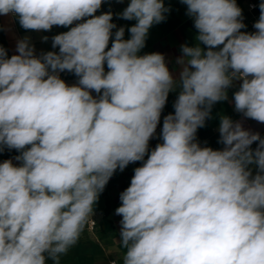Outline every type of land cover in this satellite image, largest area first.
Here are the masks:
<instances>
[{
	"label": "clouds",
	"instance_id": "obj_1",
	"mask_svg": "<svg viewBox=\"0 0 264 264\" xmlns=\"http://www.w3.org/2000/svg\"><path fill=\"white\" fill-rule=\"evenodd\" d=\"M105 2L0 0L26 31L71 26L51 38L58 51L37 54L27 36L10 57L0 46V151L19 152L0 162V264H60L114 173L137 161L115 209L123 264H264V136L220 115L222 148L197 138L230 89L234 111L264 124V2L247 32L236 0H180L196 35L175 72L141 54L164 0L97 14ZM114 15L136 21L128 39Z\"/></svg>",
	"mask_w": 264,
	"mask_h": 264
},
{
	"label": "crops",
	"instance_id": "obj_2",
	"mask_svg": "<svg viewBox=\"0 0 264 264\" xmlns=\"http://www.w3.org/2000/svg\"><path fill=\"white\" fill-rule=\"evenodd\" d=\"M257 1L259 0H236L237 5L242 9L243 17L248 19L246 22L243 21L246 28L241 31L254 32L251 30L248 22L254 18L259 19L260 10L251 13L248 6L250 3ZM128 2L129 0H123V2L106 0L97 14L109 10L114 14L120 13L127 6ZM164 3L166 7L171 8V11L166 14L167 19L165 21L153 25L150 28L146 45L141 50V54L151 52L164 54L170 70L175 72V60L180 55L179 48L182 44L188 43L192 45L195 42L196 30L192 19L186 15V5L182 4L180 0H164ZM113 22L117 27H125V39H128L130 36L127 28L136 23L135 20L128 21L120 19L116 15L113 16ZM70 27L53 26L52 30L48 32L26 31L20 26L18 19L11 15L0 16V46L8 50L10 57L13 54H17L15 52L17 40L27 36L31 38L32 44L35 45L37 54L41 51H58V49H52L51 38L56 34L68 31ZM43 36L49 37L47 42L42 41ZM60 76L69 85L77 83L78 78L73 73L65 71L60 73ZM234 90H229V100L218 102L214 105L212 118L207 120L205 127L198 129L197 138L202 145L210 146L213 149L222 148V145L217 142L219 139L217 129L220 115H227L233 120H240L246 129L259 132L261 136H264V124L246 119L242 114L234 111V103L231 98L232 91ZM176 97L177 92H171L169 94L167 104L161 115V123L157 127L156 137L149 142L150 150L157 143L161 142L158 137L162 128L163 117L174 112L173 103ZM252 147L255 148L256 145L253 144ZM17 155H19V152L15 149L8 150L5 148L3 151H0V162L12 159L13 163L18 164L19 162L14 159ZM145 159H147V156ZM141 164L142 162L140 161L130 163L122 172L117 169L104 191L100 194L94 207V214L89 218L78 241L61 257L60 264H112L113 261L116 264H123L122 258L125 250L119 243L121 217L115 214V209L120 206V193L130 185L131 178L134 175V169L141 166ZM90 221L96 222L94 231L89 229ZM48 264H51V261Z\"/></svg>",
	"mask_w": 264,
	"mask_h": 264
},
{
	"label": "built area",
	"instance_id": "obj_3",
	"mask_svg": "<svg viewBox=\"0 0 264 264\" xmlns=\"http://www.w3.org/2000/svg\"><path fill=\"white\" fill-rule=\"evenodd\" d=\"M262 2H264V0H259V1H257V2L250 3L249 6H248L249 11H250L251 13H253V12L257 11V10H260V9H259V4L262 3ZM257 20H258V19L254 18V19H252V20H249V22H248L249 25H250L251 30H253V31H255V29L253 28V24H254ZM243 21L246 22V21H248V19L245 18V17H243ZM95 228H96V222H95V221H90V222H89V229H90L91 231H94Z\"/></svg>",
	"mask_w": 264,
	"mask_h": 264
}]
</instances>
